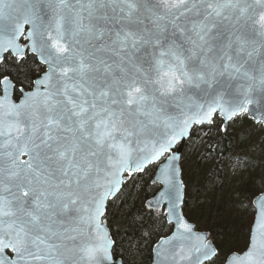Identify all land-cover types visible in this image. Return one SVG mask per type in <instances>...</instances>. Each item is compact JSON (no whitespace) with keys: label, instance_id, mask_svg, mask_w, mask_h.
Segmentation results:
<instances>
[{"label":"snow or ice","instance_id":"snow-or-ice-1","mask_svg":"<svg viewBox=\"0 0 264 264\" xmlns=\"http://www.w3.org/2000/svg\"><path fill=\"white\" fill-rule=\"evenodd\" d=\"M0 264H264V0H0Z\"/></svg>","mask_w":264,"mask_h":264}]
</instances>
